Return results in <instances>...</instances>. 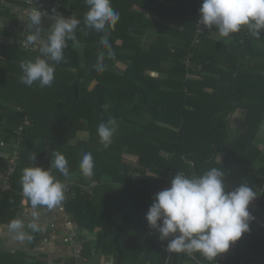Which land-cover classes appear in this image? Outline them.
I'll list each match as a JSON object with an SVG mask.
<instances>
[{
    "label": "trees",
    "instance_id": "1",
    "mask_svg": "<svg viewBox=\"0 0 264 264\" xmlns=\"http://www.w3.org/2000/svg\"><path fill=\"white\" fill-rule=\"evenodd\" d=\"M1 2L32 8L23 0ZM152 2L155 6L143 0H111L120 19L107 33L85 27V0L44 4L81 20L75 41H67L63 60L54 64L51 86L20 82L21 63L40 56L39 46L25 50L20 43H0V140L16 143L19 152L12 189L0 192V225L23 219L22 173L37 165L61 183L65 179L76 185L96 182L92 194H78L65 205L71 220L84 232L93 233L91 238L80 237L84 257L93 255L91 243L94 253L110 257L111 264H264V150L254 143L264 122V50L260 49L264 32L256 37L242 27L224 44L207 35L218 33L213 26L194 44L203 0L189 9L192 0ZM161 7L171 13L170 22L182 23V30L164 28L147 16L146 12L163 17ZM151 26L174 33L171 37L164 33L144 46L140 36ZM9 34L0 30L1 36ZM105 35L110 55L100 43ZM101 52L104 70L97 71ZM188 53L192 68L181 62ZM122 60L128 61L125 68L116 65ZM238 109L243 110L244 128L231 138L230 117ZM110 120L115 121V132L105 147L97 129ZM19 126L22 129L17 133ZM84 131L87 139H78ZM56 153L65 156L67 175L51 166ZM85 153L94 159L91 177L84 176L79 166ZM123 154L134 155L140 166L134 170L121 167ZM212 167L224 172L227 191L240 183L256 193L263 191L255 208H249L254 217L250 231L232 244L230 254L208 261L199 252L169 253L167 241L159 240L145 217L137 218L133 232L123 235L134 220L127 206L147 212L154 195L168 188L177 172L192 177ZM28 239L33 248L36 229L29 231ZM28 257L35 258V254L0 251V264H30L24 263ZM34 264L44 262L36 260Z\"/></svg>",
    "mask_w": 264,
    "mask_h": 264
},
{
    "label": "clouds",
    "instance_id": "2",
    "mask_svg": "<svg viewBox=\"0 0 264 264\" xmlns=\"http://www.w3.org/2000/svg\"><path fill=\"white\" fill-rule=\"evenodd\" d=\"M88 7L83 16L86 28L107 33L114 29L120 15L111 6V0H85ZM55 13V9H53ZM43 13L39 8L31 9L26 17V35L28 45L39 44L40 56L34 60L22 62L20 82L32 86L38 82L41 87L51 86L54 80V64L63 60L67 41H75L76 30L81 20L76 16L65 18L54 15L50 27L41 26ZM199 21L204 28L218 29L220 37H229L242 27L256 37L264 32V0H203L199 9ZM100 43L109 49L105 35ZM104 53L101 52L96 64L97 71H103ZM115 121L101 123L97 133L101 143L107 147L115 132ZM51 166L61 174H68V163L63 154L56 153ZM84 176L91 177L94 159L91 153H85L80 161ZM155 176V175H150ZM225 174L216 167L202 175L188 177L177 172L170 186L157 192L145 214L150 229L158 233L160 241H167L169 253L199 252L208 261L217 259L229 251L230 246L250 231L249 205L257 197L256 191L249 185L240 183L234 190L227 191ZM22 191L32 206L42 205L49 208L65 198L64 185L56 180L43 167H26L21 177ZM11 229L23 227L20 220L10 224ZM29 227L37 229V224ZM23 239V234L20 235Z\"/></svg>",
    "mask_w": 264,
    "mask_h": 264
},
{
    "label": "crops",
    "instance_id": "3",
    "mask_svg": "<svg viewBox=\"0 0 264 264\" xmlns=\"http://www.w3.org/2000/svg\"><path fill=\"white\" fill-rule=\"evenodd\" d=\"M150 5L155 6V4L152 1H160V0H143ZM198 0H192L188 4V9L189 7L193 6L194 4L197 3ZM51 0H45L44 4H50ZM0 5H3L4 7L0 8V20L1 19H11L12 21L14 20L17 22L21 28V31L19 33H11V37L7 38L6 36H1L0 35V43H5V45H13V43L22 41L25 38L26 35V22L22 20V18L26 17V14L29 10L34 9V8H25V7H19V6H14L13 4H9L6 2H1ZM138 9L144 10L142 8ZM135 7V9H137ZM43 13H45L42 16V22L41 26L43 29L47 30L53 20L54 15H62L66 14L63 12L55 11L53 13V10L43 7L41 9ZM46 10L47 12H44ZM160 10L163 13V17L159 16L158 14H151L149 12L147 13V16L151 18V20H156L160 21L165 27L164 28H170L173 30H176L179 32L182 30L183 25L182 23L178 22H170L171 20V13L161 7ZM145 11V10H144ZM70 15V14H67ZM175 15V14H174ZM72 16V15H71ZM179 16L178 19L182 17V14L176 15ZM168 32H163L161 29H156L153 26L150 28L143 29V33L141 34L140 38L142 40V44L144 46L149 45L153 40L160 36L163 35L164 33L171 35L174 33L172 31ZM208 36H210L213 40L221 42V43H228L231 40V37H220L218 33H207ZM20 39V40H19ZM20 42H18L19 44ZM16 44V43H15ZM169 44L172 46L175 45L174 40H170ZM183 44V43H182ZM179 44V45H182ZM39 46V44H35L32 49H35L36 47ZM170 61L171 59H167ZM119 68H124L128 65V61L122 60L117 62L116 64ZM123 66V67H120ZM148 74H156L155 72L152 71H146ZM158 75L164 76L163 73H157ZM166 75V73H165ZM159 124V123H158ZM232 127V126H231ZM229 128V127H228ZM260 131V130H259ZM230 133L228 129V134ZM259 134V133H258ZM88 133L86 131L81 132L80 134L77 135L78 139L84 140L87 139ZM231 137V136H230ZM17 145L11 144V143H4L1 142L0 140V174L5 168L6 161L13 155H18ZM221 155V154H219ZM219 155L217 157H219ZM121 167L124 169H129V170H134L135 168L139 167L140 165L138 164V161L136 157L132 154H123L121 157ZM119 189V187H117ZM22 205V204H21ZM24 207V213H23V219L21 220L23 227L19 230H13L10 227V224H1L0 225V251L1 252H6V253H12L16 254L17 252H32L35 254V258L28 257L24 259V263H30L34 264L36 260H41L44 262V264H54L58 262H69L70 261V255L72 253L71 246L66 244L64 242V236L66 232V226L65 223L67 221H70V223L67 224V226L71 229L74 230V233L76 235L77 241L81 244V239L80 237L83 235H80V231H83L82 228H80L78 225H76L72 220L71 217L68 218L66 217L68 212H61L58 207L53 206L51 208L47 206H32L27 203V205H22ZM70 214V213H69ZM37 224V239L36 243L33 248H30L28 246L29 243V231L32 230L33 228L29 227L30 224ZM90 233V234H89ZM23 234V239L19 238L20 235ZM84 235L93 236L92 232H85ZM82 246V245H81ZM91 254L89 257L86 258V262L91 263L94 256L96 255L93 251V248H91ZM106 256H101L100 261L101 264H111V258Z\"/></svg>",
    "mask_w": 264,
    "mask_h": 264
},
{
    "label": "built area",
    "instance_id": "4",
    "mask_svg": "<svg viewBox=\"0 0 264 264\" xmlns=\"http://www.w3.org/2000/svg\"><path fill=\"white\" fill-rule=\"evenodd\" d=\"M28 6H32V8H39L40 10L44 7L45 0H23ZM1 3V0H0ZM202 5V4H201ZM200 5V7H201ZM200 9V8H199ZM199 17V14H198ZM0 30H5L8 33H19L21 31V28L19 24L15 21H12L11 19H1L0 20ZM208 28H204L199 21V18H197V21L195 23V33L192 39V42L194 44L199 42L200 36L206 34ZM21 45L25 49H32L33 45H28L25 40L21 41ZM191 54L188 53L185 55L181 62L184 63L185 66L188 68H192L193 64L190 61ZM22 129L21 126L17 128V133L20 132ZM18 163V155L11 156L7 161L4 170L0 174V192H7L12 189L11 186V180L13 173L16 169ZM62 184L64 185V192H65V198L58 203L57 205H54L58 207V209L61 212H65V205L67 204V201L70 198L76 197L78 194H87L90 195L93 192V188L96 185L95 181L90 182L87 185H76L74 182H72L70 179H65ZM76 185V188L74 187ZM21 204L27 205L29 202V198L26 197L21 190ZM66 213V212H65ZM66 217L70 218L71 215L67 213ZM70 223V221H67L65 223L66 232L64 236V242L71 246L72 253L70 255V261L69 262H58L54 264H84L86 262V258L82 254V246L75 238L76 235L74 233V230L69 228L67 224ZM234 245L230 246V249L228 252L222 254V257H226L228 254H230V251L233 249ZM214 264H221L220 261H216Z\"/></svg>",
    "mask_w": 264,
    "mask_h": 264
},
{
    "label": "rangeland",
    "instance_id": "5",
    "mask_svg": "<svg viewBox=\"0 0 264 264\" xmlns=\"http://www.w3.org/2000/svg\"><path fill=\"white\" fill-rule=\"evenodd\" d=\"M1 7H4L3 5H0V8ZM42 11V10H41ZM44 12H47L46 10H44ZM64 15V17L65 18H68V17H71V15H67V14H63ZM4 19V18H3ZM12 35L11 34H9V35H7L6 37L7 38H9V37H11ZM20 40V39H19ZM18 42H20V45L19 46H21L23 49H25L24 47H23V45H21V41H18ZM18 42H15L16 44H18ZM15 43H13V45L15 44ZM3 44H5V43H3ZM13 45H11V43L9 44V45H7V46H13ZM34 46V45H33ZM36 47V46H35ZM260 49H263L264 50V45H261V47H260ZM25 50H27V49H25ZM28 50H30V49H28ZM32 50V49H31ZM120 67H123V66H121L120 65ZM125 68V67H124ZM157 74V73H156ZM242 112H243V110L242 109H238V110H236L232 115H231V117H230V122H229V131H230V133H229V135L231 136V138H234V137H236L242 130H243V128H244V126L242 125V122H241V118H242ZM232 126V127H231ZM254 143L257 145V147L258 148H260V149H263L264 150V122H262L261 123V125H260V131H259V134L257 135V137H256V139H255V141H254ZM18 155H19V152H18ZM166 156V155H165ZM221 159V155H219V157H217V160H220ZM258 195H257V197L250 203V205H249V208L251 209H254L255 208V206H256V202L260 199V198H262L263 197V191L262 190H260L258 193H257ZM126 211H127V213H131L132 214V216L134 217V220L132 219L131 220V226L128 228V229H126L124 232H123V235L126 233V231H129V232H133V229H134V225H135V223H136V220H137V218H139V217H145V214H146V212L144 211V210H142V209H139V208H137L136 209V207H131V206H127V208H126ZM129 211V212H128ZM82 232H83V235L85 234V232L84 231H80V235L82 234ZM90 234V233H89ZM84 236H87V235H84ZM90 236V235H89ZM90 242V241H89ZM90 246H91V248H93V244H91L90 243ZM99 253V252H98ZM96 254L95 256H94V258H93V260H92V262H91V264H101V261H100V254ZM108 259H110V258H108ZM108 264V263H107Z\"/></svg>",
    "mask_w": 264,
    "mask_h": 264
},
{
    "label": "water",
    "instance_id": "6",
    "mask_svg": "<svg viewBox=\"0 0 264 264\" xmlns=\"http://www.w3.org/2000/svg\"><path fill=\"white\" fill-rule=\"evenodd\" d=\"M47 149H49V146H47Z\"/></svg>",
    "mask_w": 264,
    "mask_h": 264
}]
</instances>
